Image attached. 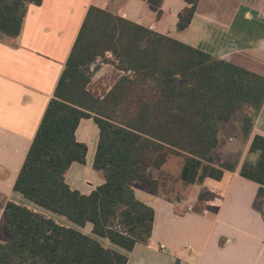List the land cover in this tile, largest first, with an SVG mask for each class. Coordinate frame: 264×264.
<instances>
[{
  "label": "trees",
  "instance_id": "trees-1",
  "mask_svg": "<svg viewBox=\"0 0 264 264\" xmlns=\"http://www.w3.org/2000/svg\"><path fill=\"white\" fill-rule=\"evenodd\" d=\"M41 1L0 0V34L17 37L27 6ZM145 1L160 14L162 0ZM184 1L189 6L178 14V31L189 25L198 2ZM100 63L122 73L102 97L87 89ZM263 102V76L90 6L13 191L74 226L89 223L93 235L131 251L151 239L154 216L134 186L142 183L149 195L159 196L161 180L152 170L159 171L172 155L182 159V188L233 171L235 163L214 159L220 124L249 105L240 126L247 140ZM89 118L98 129L92 167L102 173L103 183L86 195L68 186L65 173L73 162H85L87 146L76 140L75 131ZM250 154L256 158L246 157L239 175L258 184L264 204V136H252ZM126 262L125 253L75 227L13 201L5 204L0 264Z\"/></svg>",
  "mask_w": 264,
  "mask_h": 264
},
{
  "label": "crops",
  "instance_id": "crops-1",
  "mask_svg": "<svg viewBox=\"0 0 264 264\" xmlns=\"http://www.w3.org/2000/svg\"><path fill=\"white\" fill-rule=\"evenodd\" d=\"M90 6L264 77V0H198L182 31L176 26L179 12L189 6L184 0H162L160 14L145 0H42L28 5L20 34H0V221L7 201L31 208L13 186ZM244 114L234 128L231 119L221 122L213 153L216 161L235 163L233 171L188 185L179 200L151 196L144 185L134 186L137 198L154 209L148 243L124 251L93 235L89 223L71 227L125 253L126 264H264V204L257 196L258 184L239 175L244 159L256 158L247 155L252 136H264V102L245 141L240 129ZM88 128L95 133L91 150ZM75 137L87 153L83 164L70 165L65 182L87 195L103 183L92 167L98 141L93 120L81 119Z\"/></svg>",
  "mask_w": 264,
  "mask_h": 264
},
{
  "label": "rangeland",
  "instance_id": "rangeland-1",
  "mask_svg": "<svg viewBox=\"0 0 264 264\" xmlns=\"http://www.w3.org/2000/svg\"><path fill=\"white\" fill-rule=\"evenodd\" d=\"M107 58H111V55L109 53L106 54ZM122 73L117 72L114 67L109 64V63H100V69L91 77V81L87 86V89L99 96L102 97L111 87L113 84L114 80L121 75ZM250 111L247 107H242L240 109H237L236 111L233 112L231 121L232 124H230L231 128L235 127V124L237 123V120L240 118L242 114H246ZM244 114V115H245ZM234 122V123H233ZM95 131V129L93 130ZM95 133L91 132V129L88 128L86 131V140H87V145L89 147V150H91V147L93 145V135ZM92 138V140H91ZM91 152V151H90ZM90 154V153H88ZM182 164V159L181 157L178 156H170L167 161L163 164L161 169L159 171L157 170H152V176L153 177H160L161 180V186L159 188V193L163 197L167 199H175L176 197H181L183 193V188L181 186L180 181L178 180L180 168ZM100 172V171H99ZM101 173V172H100ZM102 174V173H101ZM103 177V176H102ZM142 186L143 184H137ZM32 209H37L36 207H32ZM41 210V209H39ZM57 220H64L65 223L70 224L69 226H72L67 219L64 217L54 215ZM64 225V224H62ZM68 226V225H67Z\"/></svg>",
  "mask_w": 264,
  "mask_h": 264
}]
</instances>
